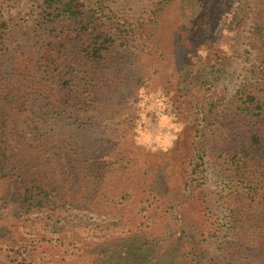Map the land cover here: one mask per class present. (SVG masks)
Wrapping results in <instances>:
<instances>
[{"label":"trees","instance_id":"trees-1","mask_svg":"<svg viewBox=\"0 0 264 264\" xmlns=\"http://www.w3.org/2000/svg\"><path fill=\"white\" fill-rule=\"evenodd\" d=\"M21 1L0 0V264H264V0H240L242 29L223 36L242 34L248 50L225 100L205 80L228 60L205 35L234 20L235 0H157L133 22L80 0L14 13ZM171 57L180 91L199 73L186 95L198 128L185 125L162 156L137 151L128 97Z\"/></svg>","mask_w":264,"mask_h":264},{"label":"rangeland","instance_id":"rangeland-1","mask_svg":"<svg viewBox=\"0 0 264 264\" xmlns=\"http://www.w3.org/2000/svg\"><path fill=\"white\" fill-rule=\"evenodd\" d=\"M85 3L86 12L96 16H113L117 15L124 17L131 22L139 20L140 18H146L150 13L157 0H80ZM236 4L229 10L228 16L232 21L226 18V28L221 25H212L207 29L208 42L212 47H217L222 55L227 58V62L219 68L206 75L207 82L212 83L214 89L219 98H229L234 91L238 88L239 84L244 79L245 68L247 67L244 62L246 56L247 47L244 43L246 41L242 39V34L236 35V39L223 38V36L230 30L236 34V28L242 29L241 21L238 19L239 15V2L235 0ZM42 0H22L19 7L16 8L14 13H22L30 11L34 6L40 4ZM196 2L197 0H192ZM198 5V3H197ZM186 11L192 16L185 17L184 28L191 31L186 32V40H188L190 53L185 51L184 58H186L190 65L194 66V62L197 60V50L200 48V37L197 36L198 32H195L192 17L196 13L194 7L187 8ZM238 20V21H237ZM194 29V30H193ZM228 29V30H227ZM176 27L167 26V32L172 36L177 35L178 39L183 36H179ZM189 35V37H188ZM193 39L192 47L189 39ZM191 49L193 52H191ZM187 52V53H186ZM174 57L170 58V61H166L161 66V74H153L145 79L135 89L133 95H130L129 101L135 102L130 116L126 131L128 132V140L141 152L157 153L158 156H162L166 147L170 144V141L179 134L185 125L191 127L194 131L197 130L200 114L194 104L186 97L188 91L193 89L196 85L197 77L190 78L184 85V88L178 89L177 84L173 81H169L168 76L173 72ZM208 188L212 190H219L220 184L216 178L210 176L208 182ZM192 211L185 212V217L189 219L187 225V231L189 232L188 240L197 244L199 241V233L201 231V223L196 214ZM83 218L87 221L86 216L83 213L70 212L69 217ZM191 234V235H190ZM177 252V244L172 245L164 252V261L169 262L173 260Z\"/></svg>","mask_w":264,"mask_h":264}]
</instances>
